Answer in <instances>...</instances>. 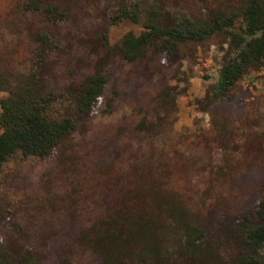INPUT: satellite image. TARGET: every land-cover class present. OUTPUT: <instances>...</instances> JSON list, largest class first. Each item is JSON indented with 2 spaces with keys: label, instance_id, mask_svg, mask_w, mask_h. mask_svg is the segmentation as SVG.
I'll return each mask as SVG.
<instances>
[{
  "label": "rangeland",
  "instance_id": "rangeland-1",
  "mask_svg": "<svg viewBox=\"0 0 264 264\" xmlns=\"http://www.w3.org/2000/svg\"><path fill=\"white\" fill-rule=\"evenodd\" d=\"M27 1L0 0V77L35 70L44 32L51 49L42 73L58 96L54 117L71 113L68 94L95 69L107 83L98 111L77 120L53 155L16 153L2 166L4 249L18 263L104 264L106 237L136 224L155 233L168 264H237V219L264 199V70L250 69L219 96L220 69L233 55L227 36L180 44L172 58L153 48L128 63L118 49L125 35L143 31L145 17L138 24L113 18L120 7L148 3L169 27L183 17L241 13L247 0H38L68 13L55 25L25 11ZM186 226L210 241L194 260L182 250Z\"/></svg>",
  "mask_w": 264,
  "mask_h": 264
},
{
  "label": "trees",
  "instance_id": "trees-1",
  "mask_svg": "<svg viewBox=\"0 0 264 264\" xmlns=\"http://www.w3.org/2000/svg\"><path fill=\"white\" fill-rule=\"evenodd\" d=\"M29 12H39L48 24H60L69 15L54 1L29 0L23 4ZM143 31L124 36L118 57L128 63L137 62L157 48L167 58L177 57V47L186 42H201L215 35H225L233 55L222 65L216 85L219 96L232 91L234 85L250 70H264V0H247L241 13L217 14L207 21L197 22L181 18L171 26L164 25V14L154 4L139 3L120 7L113 22L130 21L138 24L142 16ZM38 52L35 70L20 79L0 77V171L16 153L23 157L45 159L53 155L62 142L77 129V120L98 111L103 99L106 77L101 68L95 69L76 92L69 93L72 111L64 117L52 115V106L58 96L49 91L42 73L44 58L50 51L49 35H37ZM143 128V127H141ZM145 227V228H144ZM136 224L121 228L118 235H108L104 264H168L160 250L155 233L149 235ZM152 232L154 228L150 227ZM144 230V231H143ZM150 233V232H149ZM236 242L241 249L237 264H264V199L250 213L239 216L235 225ZM182 250L194 260L199 253H207L210 241L198 229L186 226L182 236ZM211 254V253H210ZM211 256V255H210ZM0 264H31L16 262L0 241Z\"/></svg>",
  "mask_w": 264,
  "mask_h": 264
}]
</instances>
